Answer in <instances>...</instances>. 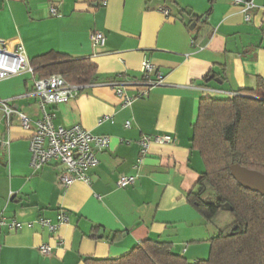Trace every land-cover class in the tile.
<instances>
[{
    "label": "crops",
    "instance_id": "0c3cea01",
    "mask_svg": "<svg viewBox=\"0 0 264 264\" xmlns=\"http://www.w3.org/2000/svg\"><path fill=\"white\" fill-rule=\"evenodd\" d=\"M253 2L246 22L232 0H0V40L21 47L30 64L57 53L97 67V80L83 86L78 98L46 107L54 125H80L110 138L109 148L97 152L91 183L64 191L58 185L63 167L34 170L31 132L15 115L7 129L0 107V218L24 225L0 227V264H84L86 258L122 257L144 241L170 243L190 262L207 259L217 231L187 202L205 170L191 144L193 126L202 99H227L264 79V0ZM195 17L200 24L189 27ZM202 23L199 35L191 31ZM94 32L104 34L105 46L93 43ZM145 59L162 73L164 84L125 106L113 85L140 80ZM39 78L23 72L1 80L0 100L39 121ZM163 134L175 143H151L143 157L140 141ZM3 140H9L5 153ZM121 176L136 182L121 189ZM62 212L69 222L56 234L37 223H56ZM42 245L53 248L50 256L40 253Z\"/></svg>",
    "mask_w": 264,
    "mask_h": 264
},
{
    "label": "trees",
    "instance_id": "16d2710c",
    "mask_svg": "<svg viewBox=\"0 0 264 264\" xmlns=\"http://www.w3.org/2000/svg\"><path fill=\"white\" fill-rule=\"evenodd\" d=\"M199 22L195 17L188 26ZM202 24L191 31L199 35ZM31 65L40 78L62 75L81 86L97 80V67L89 59L49 53ZM191 144L205 170L187 202L217 231L210 239L208 259L190 262L170 243L144 241L122 257L86 258L84 264H264V196L244 188L230 174L235 164L264 174V79L257 88L227 99H202ZM225 204L233 210L219 208Z\"/></svg>",
    "mask_w": 264,
    "mask_h": 264
},
{
    "label": "built area",
    "instance_id": "2783aa9c",
    "mask_svg": "<svg viewBox=\"0 0 264 264\" xmlns=\"http://www.w3.org/2000/svg\"><path fill=\"white\" fill-rule=\"evenodd\" d=\"M232 3L242 8L246 14V22H251L252 17L249 12L255 7L253 0H232ZM162 12L169 15L167 9H162ZM52 14H56L55 9H52ZM91 38L96 46H105L106 38L103 33L94 32ZM192 43L194 44V41ZM23 72L35 74V68L31 66L24 50L21 47L12 48L8 43L0 40V81ZM141 74L142 78L138 81L126 84L114 83L113 89L125 106H130L137 100L149 97L150 92L155 87L164 84L162 73L148 59L143 61ZM131 89L135 90V93L129 95L127 91ZM82 90L83 86L67 82L62 75L37 79L34 91L41 99L40 107L42 110V118L37 122H32L27 115L12 108L7 101L0 100L7 129L13 126L14 120L12 118L15 115L19 126L31 132L29 138L31 167L38 171L50 164L61 165L63 169L58 176V185L64 191L77 182L90 184L91 170L99 164L97 152L108 149L110 145V138L93 135L80 125L73 127H56L54 125L55 115L50 113L46 107L49 105L59 106L75 100ZM233 96L234 94L230 97ZM127 126L129 127L130 124L128 123ZM151 143L173 145L175 140L170 134L143 138L140 141L143 157L148 154ZM8 146L9 140H3V152L7 151L5 149ZM141 162L140 159L139 163ZM135 182L136 177L121 176L117 185L119 188L125 189L133 186ZM68 222L69 216L65 212L59 215L56 223L45 218H40L37 221L42 227L47 228L52 235L56 234L59 228ZM0 227H6L8 230H21L24 225L16 220L8 221L5 218H0ZM28 227L31 228L32 223L28 224ZM62 245L63 242L59 241L58 246L61 247ZM39 251L43 256H50L53 248L50 245H42L39 247Z\"/></svg>",
    "mask_w": 264,
    "mask_h": 264
},
{
    "label": "water",
    "instance_id": "95a60500",
    "mask_svg": "<svg viewBox=\"0 0 264 264\" xmlns=\"http://www.w3.org/2000/svg\"><path fill=\"white\" fill-rule=\"evenodd\" d=\"M230 174L244 188L264 196V174L249 170L240 164L232 165ZM219 208L225 211L233 210L229 204L221 205Z\"/></svg>",
    "mask_w": 264,
    "mask_h": 264
},
{
    "label": "rangeland",
    "instance_id": "374dc122",
    "mask_svg": "<svg viewBox=\"0 0 264 264\" xmlns=\"http://www.w3.org/2000/svg\"><path fill=\"white\" fill-rule=\"evenodd\" d=\"M209 257V256H208ZM208 257H207V259H208Z\"/></svg>",
    "mask_w": 264,
    "mask_h": 264
}]
</instances>
